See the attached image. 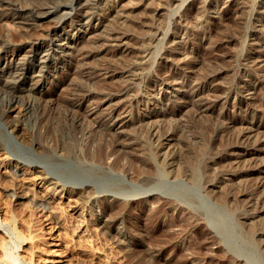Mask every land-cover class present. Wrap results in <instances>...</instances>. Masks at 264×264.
Wrapping results in <instances>:
<instances>
[{"label":"bare ground","instance_id":"bare-ground-1","mask_svg":"<svg viewBox=\"0 0 264 264\" xmlns=\"http://www.w3.org/2000/svg\"><path fill=\"white\" fill-rule=\"evenodd\" d=\"M127 1H125L126 7L130 11L126 10L128 14L118 7L116 10H109L108 14H102L98 13L102 0H76L81 4L79 8L73 5V0H31L30 2L0 0V7L3 10L0 17L11 19L19 28L27 30L26 35L22 32L11 33L10 40L4 37L0 30V60L4 58L1 52L8 53L13 47L11 40L18 37L25 39L39 36L37 30L35 32L33 29L55 16L60 18L58 13L67 7H71L69 15L70 18L73 17L72 21L78 18L76 21L78 22L79 18L88 14L87 25L93 33L101 28L104 30L105 27L100 35L90 33L92 35L88 34L90 36H87L88 39L86 37L87 41L84 42L82 34L77 37L73 45L70 42L72 46L63 49L60 54L47 55L49 68L46 65L45 67L48 68L46 72L37 77L31 74L33 67L28 61L17 66L18 77L15 79L7 80L0 72V117L5 119L11 135L21 138L20 127L13 118L20 116L21 106L24 105L25 110L36 111L39 124L37 134L42 136L44 126L48 127L45 122L49 118L51 120L49 111L55 109L54 105L58 104V112L56 110L55 112L58 113L60 122H52V128H58L52 131V135H55V141L63 149V154L68 155L69 158L66 155L64 157L67 158V162L68 159L74 161L87 173L96 177L118 171L137 179V185L143 187L140 193L145 194V197L151 199L152 204L154 203L151 205L153 209L155 208L153 216L157 219L163 211L167 215H165V226H161L163 235L161 236V232L160 235L159 233L151 235L150 241L148 240L150 245L146 250L143 248L144 254L133 255L136 248L144 243V233L143 236L142 232H139L141 236L134 234L136 236L132 241L134 247L130 248V242L127 243L126 239L120 238L129 235L128 229L117 228L120 243L126 245V253L130 252L126 256L128 262L260 264V259L264 261V0ZM131 1L133 3L129 6ZM122 7H125L124 4ZM230 15H234V27L231 25L228 27L229 23L226 22ZM161 16L166 17L164 18L166 23H163L165 26L158 22ZM207 21L214 24L217 31L204 37L210 45L208 47L210 60L202 59L206 66L204 68L201 66L203 68H200L201 73L200 70L197 73V70L195 72L192 68L201 59V51L206 49L205 45L201 44L200 38L203 22ZM217 21L220 25L216 24ZM56 31H58L56 27L49 26L45 33L52 36L57 35ZM247 40L252 42L248 43ZM235 42H240V48L236 44L239 49L235 47L234 51L232 48L228 51L230 50L228 46ZM52 44H58L57 39L53 40ZM206 45L208 46L207 43ZM36 50L37 48L33 46L29 48L27 50L29 54L24 55L25 60L29 56L36 55ZM74 57L77 62L72 64L70 60ZM173 64L174 67L171 66ZM220 65L222 68H217ZM14 73L12 70L9 71L10 76H14ZM26 92L30 93L31 99L25 100ZM5 96L7 101L4 103ZM232 97L235 100L234 104L230 102ZM192 111L201 119L203 116L217 114L215 119L217 124L211 123L213 134L218 129L221 130L222 135V131L227 129L239 130L237 129V133L234 132L236 134L232 136V141L230 137L221 143V138L214 136L215 145L218 141L221 145L218 143L220 147L216 145L217 152L212 155L207 154L206 160L201 159V153H204L205 149L201 152L202 149L193 146L192 157L190 156L191 158L183 164L184 167L181 166L179 170L173 160L174 150L162 147L163 141L169 140L172 133H170L172 125L163 133L165 127L163 123L165 119H169L170 123L174 122L177 119L174 117L180 112L192 114ZM130 126L133 132L137 130V133L145 128V135L126 133ZM70 134L73 142L65 139V136L68 137ZM42 145L36 142L34 152L45 160L52 159L53 153L40 152L39 149H43ZM184 155L188 157L189 154ZM3 159L12 161L14 166L23 169L25 174H30V177L35 179L33 186L23 191L21 186V189L18 188L19 186L15 187L11 193H8V197L14 199L15 203L21 204V202L25 203L29 191H32V199L39 193L44 195L45 192L49 198V205L39 210L43 218L56 219L59 212L63 213V210L68 209L71 211L70 216L79 217H76L78 221L79 219L84 223L89 220L95 221L98 229L100 226L106 230L111 229L119 220L126 223L128 217L125 208L132 199L127 197L124 188L117 189L118 186H113L108 189H97L91 186L87 179L76 182L63 179L41 165V161L33 160L31 161L34 162L33 164L24 162L11 157L8 151ZM3 163L5 162H0V166ZM178 175L183 177L178 178ZM153 182L169 183L168 186L170 184L175 186L177 183L184 185L185 183L189 185V182L191 185L196 183L195 185L201 187L207 200L221 207L223 205V211L218 212L220 208L217 207L209 215L210 212L193 207L197 206L198 200L193 195L182 193L181 190L169 195L159 192V188H144ZM107 191L114 197L113 203L108 201ZM65 194L68 195L67 202L63 199ZM1 198L3 197L0 195ZM93 200L99 202V210L97 208L93 210ZM102 200H105L104 205L100 203ZM8 204L11 206L10 203ZM231 204L233 208H239L233 209L237 210L236 213L232 210L233 215L237 214L235 219H238V222L234 220L236 224L227 223L228 225L223 226L222 220L227 217L222 219L221 216L225 214L221 212L226 210V205L228 207ZM173 206L179 208V214L168 212ZM227 209L230 211L232 208ZM1 211L0 208V230L3 235L1 246L4 248L2 259L10 264H18L21 258L19 251L23 249L22 244L27 239L33 242L37 233L33 234L30 231L31 234L25 236L26 234H23L17 225L16 217L12 214L10 217L12 219L9 217L7 219ZM153 216L151 220L155 219ZM67 220L65 218L63 222L66 223ZM59 224L58 221L52 227L60 226ZM245 225L249 227L250 232L243 231L246 229ZM86 226L89 227L88 224ZM136 227L131 229L138 233ZM84 229L86 233L88 228ZM236 230L239 233H236ZM71 231L73 234V230ZM244 232L249 239H243L241 233ZM181 239L187 240L184 246L174 245V242ZM241 240H248L250 246L246 243V247H249L248 251L247 249L240 251L242 245L238 246L237 241ZM213 243H221V247L224 248L225 258L222 262L210 257L205 260L206 257L202 256L206 254L205 251H210ZM167 251L173 253L170 259L164 257ZM187 254L192 257L189 258Z\"/></svg>","mask_w":264,"mask_h":264},{"label":"rangeland","instance_id":"rangeland-1","mask_svg":"<svg viewBox=\"0 0 264 264\" xmlns=\"http://www.w3.org/2000/svg\"><path fill=\"white\" fill-rule=\"evenodd\" d=\"M30 1L31 0H29V2ZM102 1H103L101 3L102 6H100V10H98L99 11L98 13L108 14L109 10L110 11L116 10L117 7H118V9H124V11H126V10L129 11L128 10L129 8L126 7V5H127L126 2H128L127 0H102ZM132 3L133 2L131 1L128 5L131 6ZM119 4H122V6L124 4V6L126 8L125 7L123 8ZM73 5H75L78 8L81 6L80 2H76V0L75 1L73 0ZM63 10H61V12L58 13V14H60L58 16L60 18H62L63 20L61 19V21H60V18L55 16L52 20L51 19L46 20V21L40 23L39 25H37L33 29V31H35V32L37 30V34L39 36L36 35V37H33V38L28 37L25 39L18 37L14 40H11L13 47L10 49V51L8 50V53L1 52V54L3 55L4 58H2L0 60V72L5 75L4 76L5 79L8 80V79L17 78L18 72H16V71H18V70L16 68H17V66L20 65V63H23L24 61H28V64H30L33 67V69L31 70V74L33 76L37 77V76L41 75L43 72L45 73L46 70L49 68L48 62L46 61L47 55H49V54H51V55L60 54L63 49H68L70 46H72L74 44V41L77 39V37L82 36V34L84 36L82 38V41L84 39H85L84 42L87 41V39H88L87 36H90V35H92L90 33H93V30L90 31L91 29H89V27L87 25V23L89 21L88 14L87 15L84 14V16L79 18L80 21L76 22L78 20V18L74 19L76 21L71 20L73 17L70 18L69 11H71V7H67ZM127 11L125 12L126 14H128ZM2 13H3V10L0 7V16L2 15ZM233 16L230 15V17H228L229 19L227 18L228 21H226V22H227V24L229 23L228 27H229V25H231L232 27H234V25H235V21L233 19L234 18ZM57 18L59 19V22H58ZM164 18L166 19V17H162V16L158 18V22H161L163 26H165V24H163V23H166V20ZM218 22L219 21H217L216 24L220 25V24H218ZM203 23H204V25H203V29H202V34H201L202 36L200 38V42H201V44L205 45L206 49H203L201 51V53H200L201 59L192 68L193 70L195 69V72L197 70V73H198V70H200L199 73H201L204 66H206V64H204V61L206 60L205 58L209 59L208 57L210 55V54H208V52H210L208 50V49H210V48H208L210 45H209V42H207L206 39H204V37L206 36V34L210 35L209 33L212 34V33H216V31H217L216 26L214 24L212 25L209 21H207L206 23L205 22H203ZM49 26L50 27L52 26L54 28L56 27L58 29V31H56L57 35L55 34V35L51 36V35H47V33H45L46 29ZM215 28H216V30H215ZM0 30L2 31L4 37L6 36V38H8L9 40H10L9 36L12 34H19L22 32L23 34L26 35V32H27V30L19 28V26L17 25L16 22H14L8 18L4 19L2 17H0ZM101 30L104 31L105 27H104V30H103V28H101V29H98V31H95V30L94 31L97 35H100L103 33ZM100 32H102V33H100ZM95 33H93V35H96ZM88 34H90V35H88ZM86 37H87V39H86ZM55 39H57L58 44L54 45V44H52V41ZM249 41L252 42V40H249ZM249 41H248V43H251ZM70 42L72 43V45ZM206 43L208 44V46L206 45ZM239 43L240 42L231 43L228 46V48H230V50H228V51H231V48L233 49L232 51H234L235 47H237L236 49H239L240 48ZM211 44H213V43H211ZM236 44L239 45V48ZM31 45L33 47L37 48V50H36L37 54L34 56L33 55L29 56L27 58V60H25L24 57L27 54H29L27 50L32 47ZM15 48L18 50H15ZM204 56H206V57H204ZM202 59L203 60L205 59V60L201 61ZM209 60H207V61H209ZM70 61H72L71 62L72 64H75L77 62L75 57L72 58ZM199 64H201V65H199ZM46 65L48 68L45 67ZM171 66L174 67V64ZM200 68H202V69H200ZM217 68H222V67L220 65V67L217 66ZM10 70L15 72L14 76L13 75L10 76V74H9ZM181 73H182V71H181ZM61 85L59 87H61ZM233 97L231 99L232 101L230 100L231 104L235 103V100ZM24 98H25V100H29L32 98V96L30 95L29 92H26ZM6 101H7V96H5V98L3 99L4 103ZM57 105L58 104H55L54 105L55 109H52V110L50 109V111H49V115L51 114V116H50L51 120L49 118L45 122L47 124V125L46 124L45 125L48 127L44 126V128H43L44 133L42 134V136L40 134H37V131L39 129L38 128L39 124H38L37 117H36V111L35 110H33V111L25 110L24 105L21 106L22 112H21L20 116L13 118V120L20 127L19 137H21V138L13 137L9 131V128H8V125L5 121V119L0 117V162H2V161L5 162V163H3V165L0 166V195H1V197H3L0 199V201H1L0 202L1 203L0 208L2 209L1 214L5 218H7V217L10 218L13 214V216H15L17 221H18L17 225L19 226V229L21 228L20 230L23 231L22 232L23 234H26L25 236L30 235L31 234L30 231H32L33 234L37 233L35 235L36 239L34 238L33 242H31V240L29 241L27 239L24 242V244H22L23 249H21L19 251L21 253V258L18 260V264H130L131 262L130 261L128 262L126 259V256L130 252L126 253V251H125L126 245H124V243H120L121 242L120 238L126 239L127 243L130 242L129 245L131 248V247H134V245L132 243L133 239H135L136 236H141V235L143 236V233H144L145 234L144 235L145 236L144 237V239H145L144 243H142V245L139 246V248H136V250L134 249L135 253L133 255L144 254V252L142 253V251H144L143 248H145V250H146L148 245H150L148 243L150 241L149 237L151 235L157 234V233H159L158 235H160V232H161V236L163 235L164 231L162 230V227L165 226L164 225L165 218H166L165 215H167V214H165V212L163 211L164 213L161 212L160 213L161 215L159 214L157 219L153 216V214H154L153 211H155V208L153 209V207L151 205H153L154 203L152 204L151 199L150 200L147 199V197H145V194L140 193L143 187H140L137 185L138 181L136 178H132V177L127 176L126 174H124L122 172H118V171L113 172V173H107V174L100 176V177H96V176L92 175L91 173L90 174L87 173L85 171V169L82 168V166L78 165L74 161L72 162L68 159V162H67V158H69L68 155L63 154V149H61L60 146L55 141V135H52V133H53L52 131L54 129H58L56 127L54 129L52 128L51 125L54 123L53 121L60 122L59 121L60 117H59L58 113H56V112H58L57 110L59 107ZM55 110H56V112H55ZM190 113H191V111H190ZM190 113L187 114V112L186 113L184 112V114L183 113L181 114V112H180L174 117V118H177V119H175L177 121L174 120L175 123L173 121H172V123H170L171 121L168 122L169 119L168 120L165 119V123H163V126H165V127H163V133H164V131L165 132L167 131V128H171V125H172V128L170 129V133L171 132L172 133L170 134V137H169L170 141L164 140L163 141L164 143L162 142L163 143L162 147H166V148L169 147L170 150L171 149L174 150L173 157L174 156L175 157L173 158V160L175 162V165L177 164V167H179V168L181 166H182L181 168H183L184 167L183 164H185V161L189 160V158L192 157V153H193L192 151L194 150L195 147L202 149L201 152L205 149L204 153L203 152L201 153L203 156V157L201 156V159L203 158L204 160H206L209 154L212 155L215 152H217L216 145L218 143L221 145V143H223L227 138H230V137H231L230 140L232 141V138H233L232 136H234V134H236L238 132L237 131L238 128L227 129V130H225L226 132L222 131L223 132V135H222L220 129H218L217 131L215 130V127H216V125H215V127H214L215 131L213 134L211 123L214 124V122H215L217 124V120H215L217 114L215 115V113H213L211 116L209 115L208 117L203 116V118H202L203 120H202L200 118V116L198 117V115H196L195 113L193 114V111H192V114H190ZM185 114H187V115H185ZM205 117H207V118H205ZM209 117L211 118V120ZM53 118L56 120H54ZM213 120H215V121H213ZM181 121H183V122L181 123ZM211 121H213V122H211ZM178 122H179V124H178ZM49 123H50V126H49ZM184 123H187V125ZM175 124L177 125V127ZM206 124H207V126H205ZM47 128H49V129H47ZM127 129L128 130L126 133H130V132L132 133L133 132L132 126L128 127ZM145 131L146 130L144 128V130H142V132L139 131L137 133V130H135V132H133V133H135L137 135H143V134L145 135V133H146ZM228 131H230L231 133ZM140 132H141V134H140ZM179 132L182 134H180ZM211 132L213 135L210 134ZM234 132H236V133H234ZM181 135L183 137H181ZM185 136H186V138H185ZM214 136H216V138L220 137L221 143H220V141H218V143L215 145V141H213V139H216V138H214ZM52 137L54 138V140H52L53 139ZM65 137H66L65 139H68L72 142L74 141L71 134L68 137L67 136H65ZM36 142L43 144L42 145L43 149H39L40 152H45V153L47 152V153H53L54 154L52 159L48 158V160H47V158H46V160H45V158H40L39 155L37 156V154L34 152L35 151L34 145ZM192 142H194V143L192 144ZM48 143H50V144H48ZM195 143H196V145H194ZM212 143H213V145H212ZM219 144L217 146L220 147ZM94 145H96V144H94ZM193 146H194V148H193ZM208 146H209V148H208ZM210 146H213V147H210ZM153 147H156V146H153ZM198 148H196V149H198ZM208 149L211 150L212 152L209 151ZM6 150L9 152L11 157L18 158L19 160L24 161V162L26 161V162L30 163L33 160L34 161H41L40 162L41 165L45 166L49 171H52V173L59 175L63 179H67L70 181L73 180L75 182L79 181V180L83 181V180L87 179V180H89L88 181L89 184H91V186H93V187H96L97 189L98 188L99 189H108L110 187L112 188L113 186L114 187L118 186L117 189L124 188L127 191V194H126V195H128L127 197L132 199L131 203L128 204L125 208V211L127 209V215L126 216L128 217V218L126 217L127 218L126 223L121 222L119 220L115 224L116 227L114 226L111 229L107 228V230H106V228H103L100 226L98 229V227H96V225H95V221L89 220V221H85V223H84L83 221H80V219H79V221H80L79 222L78 221L79 217L76 216V217H78V218H76L74 216L75 217L74 218L73 216H70L69 214H71V211L68 209H66L65 211L63 210V213L59 212L60 214L59 213L57 214L56 219L52 218L53 220H51L50 218L49 219L43 218V216H42L41 212H39V210L42 207H47L49 205L48 204L49 198L45 192H43L44 195H41L39 193L37 195V197L32 199L33 198V196L31 195L32 191H29L28 192V198L26 200H24L25 203H23V202H21V204H19V203L17 204V202L15 203L14 199L12 200L11 198L8 197V193H11L12 189L15 187H18V186H19L18 188H20V186H21L22 191L25 190V188H27V187L33 186L32 184L34 183L35 179L31 178L30 174H25L23 169L14 166L12 161L9 162L8 159L7 160L3 159V157L6 155V152H7ZM52 151H54V152L56 151V152L54 153ZM59 154L60 155L62 154L61 157ZM184 154H187V155L189 154V155L187 157ZM65 155L67 156V158H64V157H66ZM56 158H58V159H56ZM160 159H162V158H160ZM50 160H52V161H50ZM33 163L34 162H31V164H33ZM175 168H176V166H175ZM181 168L179 170H181ZM181 176L182 175H178V178H181ZM159 183L160 182H153L150 185L144 186V188H146V189L159 188L160 189L159 192L167 193L169 195H170V193L176 192V190H178V191L181 190L182 193L188 194V195L190 194L191 196L193 195V197L198 200L196 202L197 206L195 205L193 207H196V208L198 207V208H200V210L203 209L202 211L205 210L204 212H207V213L210 212L209 215H211V211H215L217 209V207L220 208V210L219 209L217 210L218 212L223 211V208H222L223 205L221 207L220 205H216L213 202H210L209 200H207L203 195L204 192L201 191V187L199 185H195L196 183H192V185H191V182L188 183L189 185H186L187 183H185V185L182 183H177L175 186H174V184L173 185L170 184L168 186L169 183H166V184L165 183L159 184ZM243 183H244V181H243ZM22 185L24 188L22 187ZM180 187H181V189H179ZM199 187H200V189H199ZM172 189H173V191H172ZM136 191H137V194H136ZM106 193H108V195H107L108 201L110 203H113L114 197L109 195L108 191ZM123 196H125V195H123ZM67 197H68V195L65 194L64 198H63L64 202H67ZM92 202L94 203L93 210H95V208H97L99 210V208H100L99 202H97V200L96 201L93 200ZM198 202H199V204H198ZM8 203H10L11 206H8L9 205ZM100 203H101V205H104L105 200H102ZM39 205H41V207H39ZM231 206H232V204H231ZM231 206L228 205V207H227V205H226V207H225L226 210L224 209L225 211L221 212V214L222 213L225 214V215L221 216V218L227 217V218H224V220H222V222L224 221L223 224L221 223L223 226H224V224L226 226L227 223L228 224H230V223L236 224L235 221L238 220V219L237 220L235 219L237 217V214L233 215V211L235 209H239V208H236L235 206H234L235 208H233V206L232 207ZM174 208H175V206H173L171 209H169L170 211H168V212L169 213H175V215L179 214V208L178 207L175 209ZM213 208H214V210H213ZM227 208H230V209L232 208V209L230 211H227L228 210ZM236 211H234V213H236ZM61 215H62V217H61ZM152 216L156 219V221H155V219H152V220L150 219ZM59 218H62V219H59ZM65 218L68 220L69 219H71V220H69V221L67 220L66 223H64ZM230 218H232V219L230 220ZM10 219H12V218H10ZM63 219H64V222H63ZM53 221L55 223L59 221L60 226L57 225V226L52 227V225L55 224V223L53 224ZM80 223H82V224L80 225ZM67 224H69V225H67ZM87 224L90 227V229H89V227L86 226ZM61 225H63V226H61ZM78 225H79V227H77ZM259 225L260 224L258 223V227H259ZM69 226H70V228H69ZM135 226H137L139 228L138 229L136 227L137 228L136 230L138 231V233L135 231L138 235L134 231H132L133 229H131V228H134ZM85 227L89 229V230L87 229L86 233H85V229H84ZM31 228L34 229L35 231H33ZM81 228L84 230H82ZM117 228L118 229H126L127 228L129 231V235H127L128 237L127 236H126V238L120 237L119 236L120 234H118V232H117ZM239 228L241 229V227H239ZM248 228L246 226L247 230L246 229H244V230L239 229V230L241 232H243V231L247 232ZM58 230H59V232H58ZM71 230H73V234H72ZM237 230H236V233L239 231V230L238 231ZM80 231H82V233ZM131 231H132V233H131ZM139 232H142V234L140 233L141 235H139ZM246 232H244V234L241 233V235L243 236V239L248 238L247 237L248 235ZM248 232H250V230ZM147 233H149L148 236H146ZM90 234H91V236H90ZM2 236L3 235L1 234V230H0V264H10L7 261H5V259H2V258H4L3 254H2L4 251V248L1 246L2 245ZM241 241H237L238 246H241V245L243 246V247L242 246L240 247V251H246L245 249H247V251H248L249 247H250L247 243L248 240H246V241L244 240L245 242L243 240H241ZM186 242H187V240L184 241V239H181L178 242H174V245H176L177 247H180L181 245L184 246V243H186ZM243 242H244L245 246L243 245ZM227 243H228V241H227ZM227 243L224 242L225 246H227ZM246 243H247V246H249V247H246ZM220 244L219 243L211 244V246H210L211 252L205 251L206 254L202 255L203 258L206 257L205 260L212 258L213 260H217V261L221 260V262H222L225 258L224 257L225 251H224V248L221 247ZM241 249H243V250H241ZM179 250H181V249H179ZM235 250H237V248H235ZM212 251L214 252V256H213ZM166 253L164 255V257L166 259L167 258L170 259L173 256L172 251H167ZM209 254H211V255H209ZM187 256L189 258L192 257L189 254H187ZM260 261H259L260 264H264L263 260L260 259ZM131 264H134V263H131Z\"/></svg>","mask_w":264,"mask_h":264}]
</instances>
